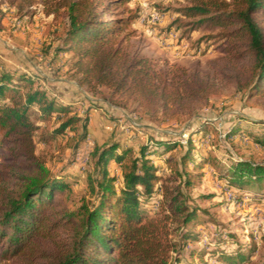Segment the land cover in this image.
Returning <instances> with one entry per match:
<instances>
[{
  "label": "trees",
  "instance_id": "trees-1",
  "mask_svg": "<svg viewBox=\"0 0 264 264\" xmlns=\"http://www.w3.org/2000/svg\"><path fill=\"white\" fill-rule=\"evenodd\" d=\"M35 1L0 0V29L7 10L26 13ZM43 2L55 18L66 14L67 24L58 30L62 45L57 52L70 53L80 84L90 90L107 87L117 104H136L150 118L169 122L195 115L197 104L213 92L209 76L169 78L149 57L125 45V0ZM190 2L185 15L219 28L231 56L247 60L229 80L246 101L264 104V0ZM40 78L0 61V157L16 178L6 180L5 171H0V264H182L187 253L201 255L200 264H208L206 255L221 264L250 262L255 246L239 239L231 250L226 246L231 241L213 237L206 249L189 251V242L200 240L201 233L194 229L201 224L200 213L207 214L190 191L201 184L205 163L218 164L213 155L196 153V139L219 134L207 120L187 128L185 143L178 137L154 136L136 146L118 138L96 143L91 199L61 208L55 196L70 184L47 167L36 152V138L47 141L49 135L71 130L77 132L78 147L87 138L89 117L75 112L77 102H60ZM53 116L59 125L50 133L36 121ZM239 117L252 125L242 129L234 120L225 138L248 136L264 145V119ZM220 177L244 195L264 190L263 163L239 160Z\"/></svg>",
  "mask_w": 264,
  "mask_h": 264
},
{
  "label": "rangeland",
  "instance_id": "rangeland-1",
  "mask_svg": "<svg viewBox=\"0 0 264 264\" xmlns=\"http://www.w3.org/2000/svg\"><path fill=\"white\" fill-rule=\"evenodd\" d=\"M125 1L128 13L124 17H129L124 32L127 36L125 45L149 57L154 67L169 78L186 79L196 74L209 76L214 90L207 100L197 104L196 116L185 117L184 122L150 118L140 112L136 104H117L107 87L92 91L80 84V75L72 69L70 53L57 52L62 45L58 30L61 31L67 24L66 14L62 13L57 18L48 14L43 0H36L28 12H23L25 14H16L14 9L7 10L0 29L1 65L31 76L39 74V83L55 92L60 102H77L73 105L75 112L81 117H89L87 138L78 147H75L77 132L71 130L49 135L47 141L36 138V152L43 157L47 167L70 184V189L58 192L55 200L61 208H74L84 198L91 199L89 176L93 172L92 151L96 143L118 138L125 144L136 146L150 136L178 137L185 143L187 128L199 120H207L213 123L219 134H208L201 142L196 139V153L211 154L218 164L205 163L201 184L190 191L207 214L200 213L202 226L194 227L201 233L200 240L190 241L189 251L195 247L206 249L213 237L231 241L226 243L231 250L236 245L234 239H239L242 243L255 246L247 264H261L264 255V190L256 196L244 195L236 187L230 188L228 182L220 177V173L239 160L264 164V145L248 136L243 138L238 135L230 141L224 135L234 120L242 129L252 125L239 116L264 119V104L246 101L228 78L247 60L237 61L231 56L226 49L227 39L218 34L219 28H209L201 23V18L185 15L184 8L191 5L190 0ZM36 121L49 133L59 125L56 116L51 119L37 118ZM7 164L0 157V171H5L6 180L15 182L16 178ZM184 258L182 264L203 262L201 255L197 254L187 253ZM205 261L221 264L216 263L211 255H206Z\"/></svg>",
  "mask_w": 264,
  "mask_h": 264
},
{
  "label": "crops",
  "instance_id": "crops-1",
  "mask_svg": "<svg viewBox=\"0 0 264 264\" xmlns=\"http://www.w3.org/2000/svg\"><path fill=\"white\" fill-rule=\"evenodd\" d=\"M61 93H63V96L67 97V94L65 95V93H64V92H61Z\"/></svg>",
  "mask_w": 264,
  "mask_h": 264
}]
</instances>
